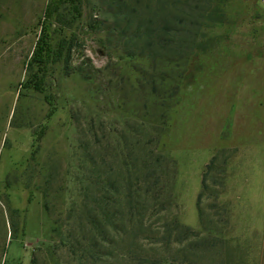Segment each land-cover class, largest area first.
<instances>
[{
    "label": "rangeland",
    "instance_id": "374dc122",
    "mask_svg": "<svg viewBox=\"0 0 264 264\" xmlns=\"http://www.w3.org/2000/svg\"><path fill=\"white\" fill-rule=\"evenodd\" d=\"M195 1L194 76L137 92L114 37L156 0H0V264H264V0Z\"/></svg>",
    "mask_w": 264,
    "mask_h": 264
},
{
    "label": "trees",
    "instance_id": "16d2710c",
    "mask_svg": "<svg viewBox=\"0 0 264 264\" xmlns=\"http://www.w3.org/2000/svg\"><path fill=\"white\" fill-rule=\"evenodd\" d=\"M166 3L167 1L162 2L161 4V0H156V6L154 8L148 7V9L151 11H155L154 13L156 14L162 13V15L156 17H145L146 14H144L143 9L139 10L136 7L134 10H132L134 13L131 12L129 14V12H126L130 10L129 6L123 2L118 3L122 12L125 11L126 13H124V16H122L121 19L122 29L117 32L114 37L115 47L120 48L121 58H135L139 60L141 63L140 65H142L139 70H136V73L140 75V77L136 78L137 92H141L144 88V86L140 84V81L145 78V67H152L155 70H161L162 68L170 69V72L173 73V70L176 69L178 65H181L182 71H184L186 68L188 70L189 65V68H191L192 63L198 60L195 58V55H191V57H189V55L192 54L193 48L197 47L195 40L196 36L198 35V28L200 25L196 19V12L198 10L196 1L171 0L170 3ZM201 17L203 18V15H201ZM159 67L160 69H158ZM187 76H194L193 69H191V71L190 69L188 70L185 77ZM179 79L180 77L177 74H171V76H166V78L160 79V90L169 93V96H167V101L176 94V88L179 86ZM161 93L163 92L159 91V89L157 91V88H151L150 92L146 90L143 95L144 97L142 98L143 102L138 104L137 99L134 98V105H132V107L129 105L131 104L129 103L130 101H127L130 98V96H128L130 95L129 92L127 95H124L125 97L122 96V100L124 101L125 108H127V110L131 109L133 113L140 111L149 113L148 107L150 106V108H152L151 110L161 117L163 110L168 112L171 107V105H166V107H164V100H160V96L162 97ZM148 99H150V101ZM79 169L84 170L81 166H79ZM83 179H85L86 182L85 187H82L84 190L82 192L84 198L86 197L87 199L89 196V198L92 199L91 201L95 202V196L92 193L96 189L95 180L91 179L90 177H84ZM82 184L83 183H80V185ZM82 188H79V190ZM43 198V208L48 216H52V210L49 206V202L47 201V191H44ZM70 209L71 206L68 209L67 219H69L71 216ZM93 210H95V205ZM11 212L15 214L17 213L15 209H11ZM83 215L84 210L81 208L73 218L72 223L76 225L75 227L77 230H79L78 232H80L82 229L81 221ZM88 218L91 217L88 216ZM96 218V214L94 213L92 214V218L90 220L95 222L97 220ZM61 225V221L58 218H54L51 232L55 236H58L63 242V237L61 235ZM12 226L13 221H10V227ZM34 262L35 255L33 254L30 264H34Z\"/></svg>",
    "mask_w": 264,
    "mask_h": 264
}]
</instances>
